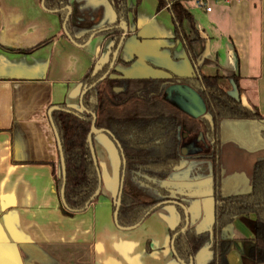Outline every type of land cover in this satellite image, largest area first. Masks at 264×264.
Returning <instances> with one entry per match:
<instances>
[{
  "label": "crops",
  "instance_id": "1",
  "mask_svg": "<svg viewBox=\"0 0 264 264\" xmlns=\"http://www.w3.org/2000/svg\"><path fill=\"white\" fill-rule=\"evenodd\" d=\"M181 1L192 14L184 23L196 20L210 40L212 52L233 63L227 77L238 81L241 101L244 103L243 97L246 106L264 114V0H205L210 11L197 6L195 0ZM67 5L71 6L67 30L73 39L63 29ZM110 6L107 0H68L61 8L50 9L42 0H0V264H123L114 262L119 246L112 229L115 174H103V167L102 179L104 175L110 178L105 187L102 184L99 197L85 211L64 214L52 166L54 163L58 172L59 149L48 113L61 103L80 109L82 78L93 64H105L114 44L110 36L99 35L86 45L92 31L117 20ZM127 7L129 31L119 53L118 71L129 77L148 76L149 69L131 60L143 45L156 47L155 51L181 46L183 65L168 51L165 53L173 60L165 65L183 71V77L192 76L187 61H193L183 43L175 40L169 9L158 10V0H127ZM122 19L123 15L119 25L124 26ZM206 37H193L190 45L195 41L203 46ZM143 51L149 57L158 55ZM197 65L205 74L201 64ZM232 86L225 89L230 91ZM94 142L107 157L116 156L105 135H96ZM255 153L232 140L222 145L221 162L233 180L234 192L244 187L249 190ZM211 174L210 161H188L168 183L189 192L192 223L201 227L202 203L213 191ZM101 196L105 207L99 214ZM167 210V216H159L163 223L160 233L147 240L149 254L153 253V239L161 241L162 230L176 224L173 208ZM98 215L105 218L104 223ZM255 219L254 213L241 215L227 225L225 235L232 238V244L223 264H256L248 255L254 243ZM203 253L197 255L199 261Z\"/></svg>",
  "mask_w": 264,
  "mask_h": 264
},
{
  "label": "trees",
  "instance_id": "2",
  "mask_svg": "<svg viewBox=\"0 0 264 264\" xmlns=\"http://www.w3.org/2000/svg\"><path fill=\"white\" fill-rule=\"evenodd\" d=\"M121 17L127 15V0H110ZM68 0H46L50 9H59ZM158 10L168 8L175 27V40L183 42L193 64L196 65L190 40L184 28V21L192 19V14L181 0H158ZM135 14V9L132 11ZM62 15L64 20L65 15ZM127 18V17H126ZM70 24V21L68 22ZM69 27V25H68ZM123 30L115 28L103 34L110 36L114 47L119 43ZM88 38V37H87ZM85 42L86 39H78ZM27 50H22L26 52ZM109 68L105 64L96 72L95 65L82 78L83 84H91ZM111 72L117 74L113 69ZM223 76L206 75L196 69L193 78L183 77L199 92L206 108V115L195 117L185 109L162 96L159 92L161 79L150 77L131 78L111 74L89 90L84 96L86 110L59 106L66 110L53 113V120L62 143L66 163L67 184L65 190L66 215H75L86 210L100 182L97 168L92 159L87 136L91 129L93 113L97 115L96 127L111 130L121 143L126 170L140 189L126 177L119 212V223L131 226L144 218L146 212L157 202L148 200L146 193L151 189H161V182L170 173L184 167L187 161H210L214 181L215 221L212 229L200 230L192 226L180 239L178 251L189 261L211 241L212 257L207 264H223L231 248L232 238L224 235V228L237 216L254 213L255 235L248 255L256 264L264 263V158L256 160L251 179V193L223 198L221 184L224 167L221 162L220 125L225 119H257L264 121L255 107L246 106L241 99L232 97L222 86ZM238 87V81L233 79ZM121 87V92H115ZM187 149L185 152L184 149ZM183 149V152H182ZM60 158V155H59ZM57 189L60 192L63 178L60 160L58 172L52 163ZM165 191L161 189V192ZM166 192V191H165ZM115 208V205L113 206ZM181 242V243H180Z\"/></svg>",
  "mask_w": 264,
  "mask_h": 264
},
{
  "label": "water",
  "instance_id": "3",
  "mask_svg": "<svg viewBox=\"0 0 264 264\" xmlns=\"http://www.w3.org/2000/svg\"><path fill=\"white\" fill-rule=\"evenodd\" d=\"M43 5H45V0H42ZM67 10L68 13L65 17V20L63 22V29L65 31V33L68 35V37L70 39H73V37L71 36V34L68 32L67 30V24L68 21L71 18V6L67 5ZM125 17V15H123ZM124 26L119 25L118 27H114V28H121L123 30L122 36L120 38V41L118 43L117 48L115 49L114 53H113V58L112 61L110 63V67L109 69L106 71V73H104L100 78H98L95 82L91 83V84H84L83 85V89L80 95V109L79 110H86L84 103H83V99L84 96L87 94V92L89 90H91L92 88H94L99 82L103 81L104 79H106V77L108 76L110 70L114 67L117 58L119 56V52L122 50V48L125 46L126 44V36L127 33L129 31V27L127 25V21H126V17L125 19H122L121 21ZM110 30V28H103V29H97L94 30L90 33L88 40L86 41V45L89 44L92 39L96 36L99 35H104L103 32ZM187 64L189 67H191L192 69V76L189 75H184V77L186 78H192L196 75V65L193 64L190 60L187 61ZM199 66V64L197 65ZM103 67V65H95V70L94 72H96L98 69H101ZM232 90L228 91V93L234 97L236 100H240V95H239V91H238V87L235 84V82L232 81ZM183 89H185V96H187L189 99L192 98L191 100H194V103H190L188 102L187 104H192V107L194 109V107H197L199 109V111L195 110V111H190L187 108L183 107V109H185L188 113H190L191 115L195 116V117H199L201 115H206V108H205V104L201 98V96L198 94V92L192 88L191 86L189 87H183ZM70 107V106H68ZM72 108V107H71ZM59 110H66L69 111L70 109H63L61 108L59 105H53L48 113H49V118L50 121L52 123L53 129L55 131V135H56V139H57V143H58V149H59V155H60V165H61V174H62V178H63V183L60 189V196H61V200L63 205L66 207V200H65V190H66V184H67V176H66V163H65V157L63 154V148H62V143L60 140V136L59 133L56 129L54 120H53V113L55 111H59ZM208 117V116H207ZM110 133L108 130L103 129V128H97L96 127V114L93 113V121H92V125H91V129L90 132L87 136V142L89 144L90 150H91V154H92V158L94 161V164L98 170V175H99V180H100V184L97 188V190L95 191V193L93 194L91 200L89 202L86 203V209L89 207V205L91 204V202L99 195L100 191H101V174L99 172V166H98V160H97V156H96V151H95V146H94V135H99L101 133ZM220 134H221V144H225L226 142H228L229 140H232L234 142H236L238 145H240L241 147L249 150V151H257L260 149H264V121L262 120H257V119H225L221 122L220 125ZM116 171H115V178H114V204H115V209H114V213H113V217H114V221L115 224L121 228V229H133L138 227L141 222L139 221L138 223L132 225V226H122L119 223V212H120V208L122 205V194H123V188H124V180H125V165H126V161L125 159H123V170H122V174L119 175L118 169L119 166L121 165L120 159L118 158L117 154H116ZM252 179V177H251ZM233 183V180H227L225 177H223L222 180V184H221V193L223 198L229 197V195H227V189L229 188V185ZM252 189H251V180H250V188L247 191H240L235 193L234 195H243L246 193H251ZM207 197V196H206ZM215 197L213 194V191L211 193V195H209V198L205 200L204 203H202V209L205 213H207L208 215H211L212 221H214V216H215ZM160 204L155 205L154 207H152L146 214L145 217L147 215H149L152 211H154ZM185 209V215H186V224L183 228V231L187 228V226L190 223V211H191V207L188 208L186 206H184ZM209 223V222H207ZM203 251L201 250L198 255H200V253H202ZM199 258V256H198ZM198 258L196 257V259H194V257L192 256L190 258L189 263H185L183 261V264H194V261L198 260Z\"/></svg>",
  "mask_w": 264,
  "mask_h": 264
},
{
  "label": "flooded vegetation",
  "instance_id": "4",
  "mask_svg": "<svg viewBox=\"0 0 264 264\" xmlns=\"http://www.w3.org/2000/svg\"><path fill=\"white\" fill-rule=\"evenodd\" d=\"M108 1L110 2L111 6L115 9L114 4L110 0H108ZM115 12L117 14V20L115 22L110 23V24H108L106 26V27H111L110 30H108L109 32L113 31L115 29L114 26L119 25V23H120V16L118 15L116 9H115ZM104 36L109 37L106 34H104ZM126 37H128V34H127ZM117 46H118V44L116 45V47H114V46L111 47L110 53H109L108 58H107V61L105 62V64H107V63L109 64V67H110V63H111L112 58H113V53H114L115 49L117 48ZM141 49H143V50L145 49L146 51H150V52L154 53L155 55L156 54H158V55H156L154 57H149V56H147V55L144 54V51L143 50L140 51L138 54L133 55L132 58H131L132 62H138L139 64L143 65L144 69H149L150 73H149L148 76H144L143 75V76L131 77V78L150 77V78H155V79H161L162 81L160 83V90H159L160 94L162 96H164L165 98L169 99L171 102H173L180 109L183 110V100L182 99L176 100L178 94L173 95L168 90V85H170L173 81L183 82V71H179V73H178V72H175V71L170 70L169 67H168V65H165L166 62H168L169 60L175 59L174 57H173V59H171V57H169V55L165 53L166 51L170 52V49L169 48L162 47L160 49V51L159 50L158 51H155L156 50V47H152V46L146 47L145 45H143L141 47ZM140 59H143V60L140 61ZM131 60L126 61V63L131 62ZM157 60H160L161 62L160 61H157ZM120 61H121V59H120V54H119V56L117 58V61H116L115 65H114V67L110 70L108 76L111 74L112 76L129 77V76H126L125 74L120 73L118 71V69L116 68L117 64ZM113 69L117 70L118 73L117 74H113V72H111ZM114 91L117 92V93L118 92H121L122 91V88L121 87H115ZM177 91H179V90H177ZM180 92H181L180 95L183 98V89H181ZM96 120H97V115H96ZM103 129H106V130H108L110 132V133H106L105 132V133H101V134H103L107 138H109V140L112 142V144L114 146L115 153L117 154V156H118V158L120 159V162H121V165L119 166V169H118L119 175H121L122 174V170H123V159H125V161H126L124 149H123L121 143L119 142V140L114 136V134H113V132L111 130H109L107 128H103ZM95 136L96 135H94V138H95ZM94 146H95V142H94ZM95 151H96V148H95ZM184 151L186 152L187 149L185 148ZM182 152H183V149H182ZM96 156H97V152H96ZM182 169H183V166L181 168H178V169L173 170L170 173V175L161 182L160 187H161V189H164L166 192L165 191H162L161 192V189H158V190L151 189L149 193H146V197H147L148 200L157 201L152 207H154L157 204H160V205L154 211H152L149 215H147L146 217L144 216V218L141 219V220H143L141 222V224H142L147 218H149L152 215V213H154L155 211H157L159 208H161L163 206H166V208H168V207H172L173 208V211L175 212V216H176V220H175V223L176 224L174 226H167L165 230H162V232H163L162 233V235H163L162 236L163 237L162 240L163 241L166 240V244L164 245V242H163V244L160 242V243L156 244L155 249H156V252L167 251L172 256V258H174V264H183V261L185 263H189V261H190V259H189V261L184 260L183 259V255H181V253L178 251L179 241H180V239L183 238V234L189 228H191L192 226H194V227H196L197 229H200V230H209L210 231L212 229L213 222L215 221V218H214V221H212L211 215L210 214L208 215L207 213H205L203 211L204 213H202L201 221H200V222L204 223L202 225V227L199 226L198 224H193L192 223L193 214L190 211V217H189L190 223L187 226V228L183 231V228H184V226L186 224V215H185V209H184L183 205L186 206V207H188V208H190L192 206V204L189 201V196L190 195H189V192L188 191H184L183 190V187L180 188V187H175V186H172V185L168 184L169 183V180L171 179V175L174 172L179 171V170H182ZM99 172L101 174V186H102V184H103L102 169L100 167H99ZM224 174H225L224 177L227 180H231L230 177H228L226 170H224ZM126 177H128L130 179V181L132 183H134L133 185H137L133 181L131 175L127 173L126 165H125V180H124V186H125ZM211 178H212V181H213L212 174H211ZM99 182H100V180H99ZM137 186L140 189H143L144 188L142 185H137ZM231 186L232 185L230 184L229 185V188L226 191L227 192V195H229V197H226V198H230L232 196H235L234 194L237 193V192L247 191V188L244 187V188L239 189L238 191L234 192V190H231ZM123 191H124V188H123ZM213 194H214V181H213ZM99 195H100V193H99ZM99 195L96 198H98ZM221 195H222V193H221ZM114 205L115 204H114V198H113V206ZM114 209L115 208H113V210ZM113 213H114V211H113ZM207 222H209V223H207ZM226 227L223 229L224 230V235H225V229H226ZM210 246H211V241H210L209 248L200 257V261H199V259L197 260V262L195 260L194 261V264H207L209 262V260L212 257V252L210 250ZM201 250L204 251V247ZM197 255L198 254L192 255V256L194 257V259H196Z\"/></svg>",
  "mask_w": 264,
  "mask_h": 264
},
{
  "label": "rangeland",
  "instance_id": "5",
  "mask_svg": "<svg viewBox=\"0 0 264 264\" xmlns=\"http://www.w3.org/2000/svg\"><path fill=\"white\" fill-rule=\"evenodd\" d=\"M108 5H111L110 2L107 0ZM111 7V6H110ZM184 27L187 33V36L190 39H193V37H206V34L202 31L199 30V24L197 23L196 20L193 22L186 21L184 23ZM207 38V37H206ZM191 50L193 54L195 55V58L197 60L198 64H201V69L205 74H220V75H225L223 76L222 79V86L223 87H231L232 86V79L227 77L228 74L232 72L234 69L233 63H231L230 60H225L224 57L220 54L218 55L217 53L212 52L211 48V42L207 38L205 39V42L201 46L195 42L192 41L191 43ZM186 51V49H185ZM187 52V51H186ZM169 54L174 56L175 59H178L180 61L179 65H183V50L181 46H178L177 48L171 49ZM182 54V55H181ZM206 55V56H205ZM182 56V57H180ZM203 56V59H202ZM160 61V60H157ZM176 61V60H174ZM226 61V62H225ZM161 62V61H160ZM190 84L193 85L192 81L189 82H179V81H173L170 85H168V90L171 92V94L176 95L177 99L176 100H183V107L187 108L190 111H199L197 107H192V104H187L188 102L194 103V100L192 101V98H188L185 96V89L183 87H189ZM192 87V86H191ZM193 88V87H192ZM181 89H183V98L180 95L181 94ZM179 90V91H177ZM198 92V91H197ZM252 92V91H251ZM199 94V92H198ZM200 95V94H199ZM241 99V98H240ZM244 103L246 100L242 97ZM246 104V103H245ZM251 108V107H250ZM200 112V111H199ZM96 152H97V160H98V166L103 170V167L106 168L105 171H103V174H106L107 172L111 174V177L115 174V169H116V156L115 154L112 153L111 157H107L104 152H101L99 149V146L95 145ZM252 160H258L261 157L264 158V149H260L256 151L255 154H253ZM103 183L104 187L106 186V180H108L110 177L105 176L103 177ZM105 191L103 189V192L101 195H104ZM105 200L102 198V196L98 199V210L99 214L101 212V209L105 207L103 204ZM168 207V206H167ZM167 208L166 206H163L159 208L157 211L152 213V215L147 218L142 224H140L138 227L133 228V229H121L119 228L116 224H112V229L115 231L114 237H117L119 240V246L117 249V258L114 260V262H121L123 261V264H174V258L167 252V251H161V252H156L155 246L158 244V242L162 243L164 242V245L166 244V240L163 241H157L156 239H153L154 244L151 243V247H154L151 249L153 253L149 254L146 252L145 248L149 247V244L147 245V240L153 238V234L155 233H160V228L162 226V221L159 218L160 214L163 213L164 216H167L166 214ZM100 216V215H98ZM166 218V217H165ZM100 219L102 222L104 221V217L100 216ZM104 223V222H103ZM104 226L101 224V231L103 230ZM156 243V244H155ZM113 244V243H112ZM210 242H208L204 246V251L209 248ZM109 249H111V242L109 245ZM120 254H119V251ZM122 254V255H121Z\"/></svg>",
  "mask_w": 264,
  "mask_h": 264
},
{
  "label": "built area",
  "instance_id": "6",
  "mask_svg": "<svg viewBox=\"0 0 264 264\" xmlns=\"http://www.w3.org/2000/svg\"><path fill=\"white\" fill-rule=\"evenodd\" d=\"M195 2L197 6L204 7L207 11H210L212 9L211 6L207 5L205 0H195Z\"/></svg>",
  "mask_w": 264,
  "mask_h": 264
}]
</instances>
